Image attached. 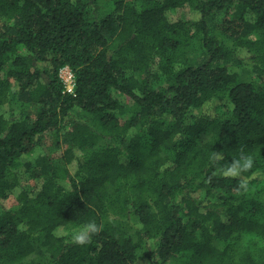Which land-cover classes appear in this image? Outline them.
Listing matches in <instances>:
<instances>
[{"label":"trees","instance_id":"1","mask_svg":"<svg viewBox=\"0 0 264 264\" xmlns=\"http://www.w3.org/2000/svg\"><path fill=\"white\" fill-rule=\"evenodd\" d=\"M96 1L0 0V264H264V0Z\"/></svg>","mask_w":264,"mask_h":264},{"label":"clouds","instance_id":"2","mask_svg":"<svg viewBox=\"0 0 264 264\" xmlns=\"http://www.w3.org/2000/svg\"><path fill=\"white\" fill-rule=\"evenodd\" d=\"M73 74V73H72ZM74 77V76H73ZM224 156L219 151H214L210 156V161L214 165H218L220 172L226 178H240L243 173L248 172L253 167V158L251 155L245 154L243 147H241L238 158L233 159L230 163L221 164ZM248 184L241 180L238 186V192H246ZM103 230L102 225H98L94 220L87 222L74 233H64L70 236L73 243L83 246L92 242L93 236L98 235Z\"/></svg>","mask_w":264,"mask_h":264},{"label":"rangeland","instance_id":"3","mask_svg":"<svg viewBox=\"0 0 264 264\" xmlns=\"http://www.w3.org/2000/svg\"><path fill=\"white\" fill-rule=\"evenodd\" d=\"M113 9V4L111 0H97L96 3L93 5L91 11H90V16L92 17H102L103 15L108 14L111 10ZM72 74V71L70 70V68L68 67H64L61 69L60 74L63 80H67V78L69 77V74ZM132 100L126 96H124V105H125V109H129L132 107ZM31 109L32 110H36V105H31ZM206 138L205 135H201L200 136V142H202V140H204ZM263 181L264 179H258L257 182H255V186L257 184H259V182ZM22 182L24 183L25 186H30L32 182V180L25 175L22 179ZM7 206H14V205H18L17 201L15 199H10L6 202Z\"/></svg>","mask_w":264,"mask_h":264},{"label":"built area","instance_id":"4","mask_svg":"<svg viewBox=\"0 0 264 264\" xmlns=\"http://www.w3.org/2000/svg\"><path fill=\"white\" fill-rule=\"evenodd\" d=\"M65 82V80H64ZM65 86H66V91L68 92H73V87H74V83H73V74H69V77L67 78L66 82H65Z\"/></svg>","mask_w":264,"mask_h":264}]
</instances>
